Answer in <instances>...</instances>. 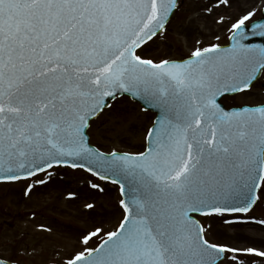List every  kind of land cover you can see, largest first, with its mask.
Wrapping results in <instances>:
<instances>
[{
  "label": "snow or ice",
  "instance_id": "obj_1",
  "mask_svg": "<svg viewBox=\"0 0 264 264\" xmlns=\"http://www.w3.org/2000/svg\"><path fill=\"white\" fill-rule=\"evenodd\" d=\"M186 7L0 0V193L21 185L19 196L30 200L70 174L88 177L66 199L80 202L91 227L59 264H264V243L222 242L224 229H264V216L250 215L264 205V101L235 103L264 85V0L199 8L200 19L227 25L225 42L194 30L191 18L180 23ZM234 8L226 21L220 10ZM173 32L186 55H174ZM125 96L155 116L137 150H102L97 121ZM114 138L123 142L116 127L101 136ZM108 186L119 193L111 228L97 204ZM35 231L55 239L60 229L40 223ZM0 244L11 247L0 264H35L42 254L7 238Z\"/></svg>",
  "mask_w": 264,
  "mask_h": 264
},
{
  "label": "rangeland",
  "instance_id": "obj_2",
  "mask_svg": "<svg viewBox=\"0 0 264 264\" xmlns=\"http://www.w3.org/2000/svg\"><path fill=\"white\" fill-rule=\"evenodd\" d=\"M189 7H186L183 13L180 14V23L191 18L195 21L194 30L202 31L205 36L211 37L212 32H216L221 36V42H225L228 35L227 25H216L212 23L211 17L207 20H202L198 16L199 8L207 4L209 0H188ZM261 0H240L243 7H252L253 4H260ZM221 12L227 11L225 16L227 21L230 16L234 17L238 14V9L232 10L221 9ZM260 13H257L259 16ZM174 23H177L174 21ZM178 31V29H177ZM169 44L175 56L179 57L187 54V46L185 40L178 36L176 32L170 35ZM167 51V49H164ZM264 101V85L258 84L253 90V94L246 97H237V104H258ZM227 107L232 106V102L224 101ZM116 112H110L102 115L97 121L101 125L99 132L94 139L99 140L102 145V150L117 148L124 151H135L143 144L144 130L150 126L151 118L155 114L142 113L140 104L132 101L129 97H121L114 104ZM116 127L119 131V139L114 138L113 141H104L101 139L102 134L109 128ZM133 127L135 132L133 135H128V129ZM87 174L79 173L69 175L68 183L56 181L53 182L47 189L41 190L38 197L33 199L21 198L19 192L21 185L11 186L13 192L11 194L0 193V241L4 238L11 240L19 247L21 251L27 248H38L42 254L36 258L35 264H47L49 262L59 263L61 257H65L72 250L79 247L77 237L80 232L91 227L87 223V217L80 211L79 201H68L66 196L69 191H75L83 188V181L87 179ZM98 183H103L99 182ZM109 195L107 197H97L98 207H102L101 216L105 220V227L111 228L116 223L120 216L118 211V190L112 186H108ZM33 213L38 214V219H33ZM256 217L264 216V205H259L254 211ZM40 223H52L53 226L60 231L55 239L45 238L42 234L35 231L36 225ZM224 239L222 242L233 243L237 246H242V241L247 240L245 244L264 243V229L257 228L253 225L237 226L233 229L223 230ZM213 239L216 237L213 236ZM244 244V245H245ZM59 248L56 252L54 249ZM11 252V247L5 249L0 244V255H8ZM24 264H33L32 260L24 262Z\"/></svg>",
  "mask_w": 264,
  "mask_h": 264
},
{
  "label": "flooded vegetation",
  "instance_id": "obj_3",
  "mask_svg": "<svg viewBox=\"0 0 264 264\" xmlns=\"http://www.w3.org/2000/svg\"><path fill=\"white\" fill-rule=\"evenodd\" d=\"M262 241L264 242V239H262ZM247 242V240H243L242 244L244 245ZM259 245V244H258Z\"/></svg>",
  "mask_w": 264,
  "mask_h": 264
},
{
  "label": "water",
  "instance_id": "obj_4",
  "mask_svg": "<svg viewBox=\"0 0 264 264\" xmlns=\"http://www.w3.org/2000/svg\"><path fill=\"white\" fill-rule=\"evenodd\" d=\"M256 43H259L260 41L259 40H257V41H255Z\"/></svg>",
  "mask_w": 264,
  "mask_h": 264
}]
</instances>
